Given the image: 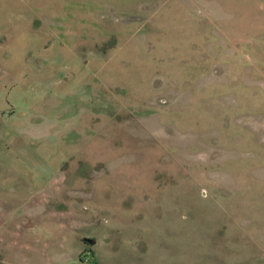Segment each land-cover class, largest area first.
Wrapping results in <instances>:
<instances>
[{
  "label": "rangeland",
  "instance_id": "obj_1",
  "mask_svg": "<svg viewBox=\"0 0 264 264\" xmlns=\"http://www.w3.org/2000/svg\"><path fill=\"white\" fill-rule=\"evenodd\" d=\"M1 261L264 264V0H0Z\"/></svg>",
  "mask_w": 264,
  "mask_h": 264
},
{
  "label": "crops",
  "instance_id": "obj_2",
  "mask_svg": "<svg viewBox=\"0 0 264 264\" xmlns=\"http://www.w3.org/2000/svg\"><path fill=\"white\" fill-rule=\"evenodd\" d=\"M32 239H29L31 241V243H27L25 245L21 244V239H20V243H13L12 247L14 248L15 254L18 255H22L25 251H29L31 252L32 256L35 255H41V251L45 250L46 254H49L50 256L54 255V249H53V245L50 244V240L48 239V237L46 235H42L40 234L39 236H32ZM67 239V238H66ZM68 240V239H67ZM16 249V250H15ZM61 252H59V256H63V251L60 250ZM27 256V254H26ZM19 257V256H18ZM22 257V256H21ZM20 257V258H21ZM3 261L0 262V264ZM20 263V261H19ZM22 263V262H21ZM23 264V263H22Z\"/></svg>",
  "mask_w": 264,
  "mask_h": 264
}]
</instances>
